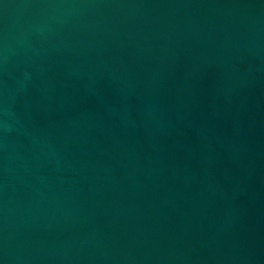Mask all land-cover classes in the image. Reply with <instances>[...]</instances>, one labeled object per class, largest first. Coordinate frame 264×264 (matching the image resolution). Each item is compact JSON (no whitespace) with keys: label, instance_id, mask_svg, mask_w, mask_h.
I'll use <instances>...</instances> for the list:
<instances>
[{"label":"water","instance_id":"obj_1","mask_svg":"<svg viewBox=\"0 0 264 264\" xmlns=\"http://www.w3.org/2000/svg\"><path fill=\"white\" fill-rule=\"evenodd\" d=\"M0 264H264V0H0Z\"/></svg>","mask_w":264,"mask_h":264}]
</instances>
